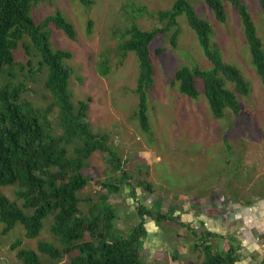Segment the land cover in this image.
I'll return each instance as SVG.
<instances>
[{
    "label": "rangeland",
    "instance_id": "rangeland-1",
    "mask_svg": "<svg viewBox=\"0 0 264 264\" xmlns=\"http://www.w3.org/2000/svg\"><path fill=\"white\" fill-rule=\"evenodd\" d=\"M176 0H92L86 6L80 0H32V15L39 23L61 12L74 24L75 39L55 23H51V44L73 53L66 63L75 69L69 81V91L75 103L89 101L88 120L94 132L105 133L108 144L118 152L122 166L131 176L120 190L110 194V201L119 216L118 232H126L140 221L132 187L139 203L154 211L179 216L176 221L146 217L149 235L141 250L143 261L149 264H195L205 259L199 235L204 236L213 250L237 246L239 264H262L264 259V83L253 63L244 25L236 7L225 2L227 20L216 19L204 0H189L199 16L212 25L211 42L218 45L225 61L237 66L250 83L248 95H238L240 113L226 109V115L216 117L204 92V82L196 77L199 91L190 97L173 85L176 71L184 65H199L212 69L195 30L185 13L178 16L180 35L177 46L171 42L174 29L159 33L150 44L155 84L148 92L150 131L140 124L139 94L136 90L139 60L128 51L122 55L123 41L115 29L124 30L135 22L143 29L163 25L147 12L139 14L137 7L146 6L150 12L170 9ZM256 24L264 45V13L259 0H242ZM93 20L91 31L89 21ZM26 51H16V65L0 75V86L24 84L22 97L48 114L52 126H59V107L46 87L47 67L33 72L27 66ZM40 56H35L34 68ZM108 60L109 71L101 66ZM22 64H26L22 68ZM233 88L232 83H228ZM123 171V170H122ZM121 170H115L106 154L94 152L83 168L91 177L81 191L82 206L87 207L107 192V181H119ZM11 200L22 205L16 186H1ZM53 218H45L37 238L26 236V229L17 223L4 233L0 221V262L25 264L17 256L12 243L20 238L21 247L35 249L43 262L58 261L38 250V241L47 240L61 247L60 239L51 231ZM189 224V225H188ZM189 226V227H188ZM192 226V228L190 227ZM193 228L195 229L193 231ZM86 240L90 236H86ZM200 240V241H199ZM198 243V247H194ZM20 248V247H19ZM177 254V257H174ZM68 257L62 262L67 263ZM227 264V263H223Z\"/></svg>",
    "mask_w": 264,
    "mask_h": 264
},
{
    "label": "trees",
    "instance_id": "trees-1",
    "mask_svg": "<svg viewBox=\"0 0 264 264\" xmlns=\"http://www.w3.org/2000/svg\"><path fill=\"white\" fill-rule=\"evenodd\" d=\"M80 1L86 6L92 3V0ZM204 1L221 22L227 20L225 2L229 1L236 7L244 25L253 63L264 83V45L247 5L242 0ZM259 1L264 13V0ZM137 12H147L163 23L160 27L143 29L133 22L124 30H114L123 40L119 44L122 55L126 57L128 51H132L139 60L136 90L140 102L137 114L144 130L150 131L148 92L155 84L150 44L159 33L166 34L174 29L171 42L177 46L180 35L178 16L183 13L195 30L213 68L206 70L197 64L184 65L176 71L172 84H177L181 93L197 97L199 91L195 79L201 77L205 95L216 117H224L226 109L240 113L242 104L238 95H248L250 83L237 66L224 60L218 45L211 42V23L198 15L189 0H176L170 9L155 13L146 6H138ZM51 23L63 29L69 37L76 38L74 24L61 12L38 23L32 15V0H0V75L16 65V51L23 46L29 57L27 66L31 72L32 68L35 71H43L45 67L48 69L45 85L54 96L55 106L59 107L58 121L62 129L61 133L58 132L48 118L54 107L42 113L39 107L22 97L27 88L24 84L0 86V221L4 224L3 232L7 233L21 223L27 237L37 238L45 218L51 215V231L62 245L59 247L54 242L39 240L37 247L40 252L58 261L55 264H149L143 261L141 255L150 233L146 217L156 218V223H159L163 219L175 220L179 216L154 211L139 203L134 186L132 195L137 203L140 221L126 232L117 231L119 216L109 200L110 194L120 190L123 183L131 182V176L123 169L118 152L108 144V136L92 130L88 120L91 97L77 103L73 101L69 81L75 69L66 63L73 53L63 48H53L49 29ZM92 25L93 20H90V31ZM35 56L40 58L38 66L34 68ZM25 66L22 64L21 67ZM101 71L108 73V60L102 62ZM228 83L234 87L230 88ZM96 151L106 154L115 170L123 171L119 181L103 183L107 192L100 193L97 200L87 199L91 203L86 209L82 206L80 193L90 183L91 177L83 173V168ZM13 185L22 205L1 190V186ZM205 233L199 235L200 246L198 243L194 246L202 248L205 259L195 264H239L237 246L215 251L204 236L217 234ZM87 235L90 236L88 240ZM22 244V239L18 238L12 243V248L18 249L17 256L25 264H49L41 260L35 249L21 247ZM177 256L174 254V257ZM65 257L69 258L67 263L62 262ZM261 262L264 264V259Z\"/></svg>",
    "mask_w": 264,
    "mask_h": 264
},
{
    "label": "bare ground",
    "instance_id": "bare-ground-1",
    "mask_svg": "<svg viewBox=\"0 0 264 264\" xmlns=\"http://www.w3.org/2000/svg\"><path fill=\"white\" fill-rule=\"evenodd\" d=\"M177 37V36H176Z\"/></svg>",
    "mask_w": 264,
    "mask_h": 264
}]
</instances>
